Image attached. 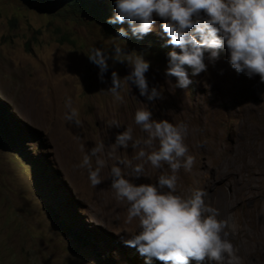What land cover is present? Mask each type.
<instances>
[{
	"label": "rangeland",
	"instance_id": "obj_1",
	"mask_svg": "<svg viewBox=\"0 0 264 264\" xmlns=\"http://www.w3.org/2000/svg\"><path fill=\"white\" fill-rule=\"evenodd\" d=\"M117 46L123 63L113 59ZM93 47L109 57L103 82L88 59ZM139 53L89 17L0 0V116L13 140H0V264H161L125 246L139 233V219L128 222L130 206L111 187L113 167L137 186L172 175L167 164L154 168L146 157L137 158L141 150L159 147L158 140L144 144L148 133L134 120L142 108L156 121L187 125L184 143L195 162L177 174L185 184L179 195L205 192V204L228 221L225 231L239 264H264V83L258 75L227 73L217 65L220 56L181 88L166 75L167 63L144 56L149 94L153 88L161 93L150 101L123 80ZM112 72L121 78V100L108 92ZM68 98L79 126L66 119ZM129 128L128 147L115 146L116 136ZM100 144L91 164L95 170L97 158L104 161L102 182L93 186L79 165ZM137 165L144 168L140 184Z\"/></svg>",
	"mask_w": 264,
	"mask_h": 264
},
{
	"label": "clouds",
	"instance_id": "obj_2",
	"mask_svg": "<svg viewBox=\"0 0 264 264\" xmlns=\"http://www.w3.org/2000/svg\"><path fill=\"white\" fill-rule=\"evenodd\" d=\"M51 2L36 0L35 7L54 9L56 5H50ZM38 3L42 5L39 7ZM85 4L83 7L90 14L79 15L89 17L104 28L109 24L112 30L108 34L118 35L130 47L138 48L140 53L134 60L127 55L132 60V71L123 80L134 84L140 95L147 96L150 101L160 98L161 93L153 88L149 94L145 74L150 62L144 56L151 59V63H167L166 75L176 77L177 86L181 88H187L193 78L217 64L220 56L224 59L217 65L221 63L227 73H245L249 78L258 75L260 82L264 83V0H85ZM121 55H124L122 49L115 47L113 59L125 62L116 59ZM88 59L100 69L103 82L109 57L93 47ZM111 79L112 87L108 92L116 100H121V78L112 72ZM71 105V98H68L66 107L71 109V114L66 119L79 126L78 113ZM134 120L148 133L149 138L144 141L146 146L152 147L153 141H159L158 149L150 153L141 150L137 158L146 157V162L154 168L167 164L172 175H160L157 184L154 180L137 186L123 177L119 167L111 169V187L116 198L126 200L130 205L128 222L139 219V233L124 240L125 246L135 248L147 260L156 259L161 264H190V261L239 264L236 249L225 231L228 221L218 219L219 211L205 204L206 193L196 190L187 199L179 195L185 184L184 177L179 178L177 174L181 168L191 171L195 162L184 143L187 125L156 121L152 112L143 108L135 112ZM112 125L119 127L115 122ZM132 139L129 128L116 136L115 146L127 148ZM139 143L134 142L132 146L135 148ZM103 147V144L93 147L79 165L88 169L93 186L102 182L100 170L104 161L97 158V167L93 170L91 158L97 156ZM143 170V165L133 169L139 184L141 181L137 178ZM48 212L50 220L57 222V215L50 209ZM101 230L103 236L112 238ZM105 246L111 248V245Z\"/></svg>",
	"mask_w": 264,
	"mask_h": 264
},
{
	"label": "trees",
	"instance_id": "obj_3",
	"mask_svg": "<svg viewBox=\"0 0 264 264\" xmlns=\"http://www.w3.org/2000/svg\"><path fill=\"white\" fill-rule=\"evenodd\" d=\"M28 4L30 3V5L32 6H37L35 4L36 0H25ZM35 1V2H33ZM67 2V3H66ZM63 3V4H62ZM42 4L38 3V6L40 7ZM50 5H53L56 7H53L56 11H68L70 12V14L72 15H79L80 13L82 14H90V12H88L84 7H85V0H52V2L50 3ZM65 5V6H63ZM84 6V7H83ZM41 8H46V7H41ZM99 21V20H98ZM100 22V21H99ZM112 30L111 26H109V24H107L104 28V31L106 33H110V31ZM10 134L9 132L6 130V123L4 122V120L1 119L0 116V140L2 141V143L4 142L5 144H10L13 143V140L9 139ZM8 142H5V141ZM3 143V144H4Z\"/></svg>",
	"mask_w": 264,
	"mask_h": 264
},
{
	"label": "bare ground",
	"instance_id": "obj_4",
	"mask_svg": "<svg viewBox=\"0 0 264 264\" xmlns=\"http://www.w3.org/2000/svg\"><path fill=\"white\" fill-rule=\"evenodd\" d=\"M130 206V205H129ZM125 208H127V206L125 205ZM116 210V209H115ZM116 212V211H115ZM120 215V214H119ZM118 216V215H117Z\"/></svg>",
	"mask_w": 264,
	"mask_h": 264
}]
</instances>
